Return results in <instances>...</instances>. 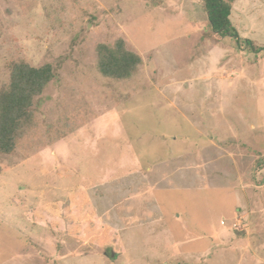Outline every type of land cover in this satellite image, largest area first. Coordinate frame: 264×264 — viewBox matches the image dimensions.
<instances>
[{
    "label": "rangeland",
    "instance_id": "obj_1",
    "mask_svg": "<svg viewBox=\"0 0 264 264\" xmlns=\"http://www.w3.org/2000/svg\"><path fill=\"white\" fill-rule=\"evenodd\" d=\"M201 6L0 0V85L9 60L56 75L0 156V264H264V0L230 2L238 42ZM119 38L126 81L96 70Z\"/></svg>",
    "mask_w": 264,
    "mask_h": 264
},
{
    "label": "trees",
    "instance_id": "obj_2",
    "mask_svg": "<svg viewBox=\"0 0 264 264\" xmlns=\"http://www.w3.org/2000/svg\"><path fill=\"white\" fill-rule=\"evenodd\" d=\"M231 1L201 0V8L206 14L209 30L215 34L233 36L237 40L238 35L229 20ZM244 43L251 44L248 40H244ZM95 54L97 72L106 79L116 81L131 79L142 63L140 55L127 50L121 38L111 46L97 44ZM5 68L8 78L0 85V156L10 157L17 147L31 143L39 133L41 126L34 110L56 75L50 63L32 67L23 59L9 60ZM71 116L63 115L59 128L47 127L52 129L54 139L61 140L79 127L77 119Z\"/></svg>",
    "mask_w": 264,
    "mask_h": 264
},
{
    "label": "crops",
    "instance_id": "obj_3",
    "mask_svg": "<svg viewBox=\"0 0 264 264\" xmlns=\"http://www.w3.org/2000/svg\"><path fill=\"white\" fill-rule=\"evenodd\" d=\"M188 177V176H187Z\"/></svg>",
    "mask_w": 264,
    "mask_h": 264
}]
</instances>
